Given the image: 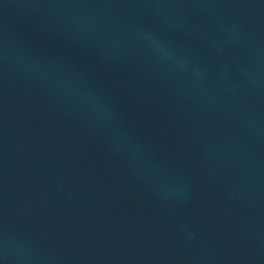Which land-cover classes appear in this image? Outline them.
I'll list each match as a JSON object with an SVG mask.
<instances>
[{"label": "water", "instance_id": "95a60500", "mask_svg": "<svg viewBox=\"0 0 264 264\" xmlns=\"http://www.w3.org/2000/svg\"><path fill=\"white\" fill-rule=\"evenodd\" d=\"M0 264H264V0H0Z\"/></svg>", "mask_w": 264, "mask_h": 264}]
</instances>
